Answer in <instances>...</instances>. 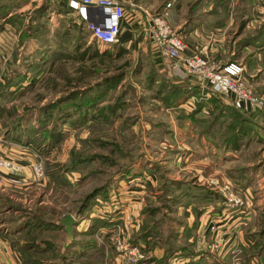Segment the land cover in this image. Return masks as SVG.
I'll return each mask as SVG.
<instances>
[{"label":"rangeland","instance_id":"obj_1","mask_svg":"<svg viewBox=\"0 0 264 264\" xmlns=\"http://www.w3.org/2000/svg\"><path fill=\"white\" fill-rule=\"evenodd\" d=\"M123 1L125 12L143 16L171 4L169 22L188 45L184 56L194 51L214 66L236 60L252 95L264 103V0ZM43 3L49 5L36 17ZM66 24L77 23L64 0H0V145L30 149L45 171L37 180L31 170L24 186H0V233L20 264H130L132 247L149 264H162L173 255L185 260L194 239L196 249L217 257L229 252L238 264H264L258 255L264 246V106L252 109L251 117L240 112L247 121L238 119L228 107L240 109L226 99L238 100L235 95L169 73L168 58L155 65L128 31L119 44L133 41L120 44L121 52L91 39L80 24L86 44L98 53L81 59L85 45L61 37ZM105 53L110 56L100 58ZM66 113L71 117L57 118ZM248 122L251 130L234 148L228 128ZM50 130L61 131V140L41 154L34 145L41 140L47 147ZM213 176L244 202L215 220L218 251L208 247L217 244L207 230L210 216L201 226L185 207L208 190L225 209L223 194L206 181ZM93 191L102 193L79 213ZM66 214L78 223L71 237L61 224Z\"/></svg>","mask_w":264,"mask_h":264},{"label":"built area","instance_id":"obj_2","mask_svg":"<svg viewBox=\"0 0 264 264\" xmlns=\"http://www.w3.org/2000/svg\"><path fill=\"white\" fill-rule=\"evenodd\" d=\"M64 6L70 15L74 17L77 24H81L89 33L91 39L103 45H115L120 42L121 21L125 15V4L123 0H64ZM169 7L167 3L161 12L150 17L148 33L153 42L160 48L162 55L173 62V67L179 69L183 75L191 76L203 86H207L213 93L233 94L238 99L247 100L250 110L255 107L264 106L261 99L252 95L242 78L243 68L236 62H227L214 66L197 52L192 51L189 56H184L187 51V44L169 22ZM0 68V81L2 80ZM30 168L37 180L45 177L42 161L36 160L30 164ZM24 166L16 160L0 156V171H7L13 174L22 173ZM218 192L223 194L225 209L241 207L243 200L236 193H233L228 183H220L216 177H209L208 180ZM218 217H212L207 225V230L214 235V242L209 245L213 249L220 245L221 238H217L220 225L216 223ZM199 244H202L199 241ZM218 251V249H213ZM128 261L130 264H149L144 260V255L137 247L128 249ZM178 259H171L170 264H177Z\"/></svg>","mask_w":264,"mask_h":264},{"label":"trees","instance_id":"obj_3","mask_svg":"<svg viewBox=\"0 0 264 264\" xmlns=\"http://www.w3.org/2000/svg\"><path fill=\"white\" fill-rule=\"evenodd\" d=\"M48 5H49V3H43L42 5H40L39 7H37V9H36V12L37 13L35 14V16L36 17H43V13H44L43 11H44V9L47 8ZM60 31L62 33L61 37L62 36L65 37L66 36L67 38L71 37L72 40H74V41L76 40V42H75V45L76 46L85 45V49L82 52H80L79 58L82 59L86 54L91 53L90 51L92 50L91 48L93 47V44H91V45L86 44V35L82 32V29H81L80 24L79 25H77V24L76 25L75 24L74 25H68V24H66V26L64 27V29H62ZM129 39L130 38H123L120 44L121 45L124 44ZM120 44L118 43V44H115L114 46H116L117 49L119 51H121V52L126 51L125 48L119 47ZM96 50L97 49H95V47L92 50L93 51L92 52L93 57H97L98 56V53H96L97 52ZM105 56H108L109 57L110 54L109 53L102 54L100 56V58L101 57L105 58ZM235 61L236 60H233L232 62H235ZM110 83H112V82L111 81H107V84H110ZM171 89L173 91H177V88L176 87L175 88L171 87ZM214 102H216V101H214ZM228 108L230 110L236 112V115H237L238 119H242L244 121H247L246 117L241 114L242 113L241 111H238L234 107H231V106L228 107ZM57 116H58L57 118H59L61 120H63L64 118H67V117L68 118L71 117L68 113L63 114V115H57ZM80 119H83V118L80 117ZM250 124L251 123L248 122L247 123V127H243V128L241 126L240 127L239 126H234V127L232 126V127H229L228 128L230 131H232V134H233L232 137L229 138V143L232 142L233 146H236L234 148H237L238 147L237 141L240 139L239 136H246L247 135V133L245 134L246 129H250L251 130ZM61 136H62V132L61 131L60 132L59 131L56 132L54 130H50L47 133L46 137L44 138V141L49 143V144H47V147H44L43 144H42L43 142L41 143V140H40V141H38L34 145L35 146L34 149L37 152L41 153V154H48L51 150H53L54 146L61 140ZM10 137L13 138V139H17V140H20L21 141V139L18 138L17 136L11 135ZM24 143L31 144L30 140L24 141ZM42 149L43 150L44 149H47V150L46 151H43ZM50 175H51L52 178H54L53 173L50 174ZM209 192L212 193L210 190H209ZM101 193L102 192H97L96 193V191H93V192L87 194L83 198V200L81 201L80 210L78 212L79 213L84 212L86 210V208H87V204L89 202L88 200H90L91 198L96 197L97 195H100ZM192 193H194V192H192ZM197 194H198V196H195L194 195L195 198L192 201H189L186 204L185 207H188L190 209H193L195 211V213H196V216H198V218H197L198 220L200 219V217H201L202 214H205L206 213V211L208 209L207 206L210 205V204H213V209L214 210L220 211L222 209V205L220 206L219 203H217L218 202L217 199H219L218 194H217V196L215 198L209 197L208 190H205V192H202V191L201 192H198ZM194 200H196V201H194ZM215 201H216V204H215ZM213 209H212V211H214ZM77 224L78 223L76 222L74 224V226L77 225ZM32 225H33V223H30V222L26 224L27 227H31ZM59 226H62V225H59ZM138 238H139V236H135V238L133 240V244H135L136 242L139 241V240H137ZM247 240H248V238H247ZM251 241L248 240V243H251ZM255 243L256 242L253 240L252 244L255 245ZM191 244L194 247L192 249H190L189 251H187V253H184L183 254V255H186V256L183 257L181 255L182 258H185L187 260H185L182 263H177V264H232V255H231L232 253H229L228 252L225 257H221L220 258V257H217L216 255H214V253L211 252V250L208 249V248L196 249L195 248V239L192 241ZM137 245H139L141 247L140 244L137 243ZM259 246L261 247L260 244H259ZM241 249H243V255H244L245 252L247 251V249L244 248L242 245H241ZM168 250L170 251L169 248H168ZM263 252H264V246L262 247L261 252H258V255L261 256V257H264V253ZM176 256H179V255H176ZM249 257H251L250 254L247 256V261H249ZM174 258L178 259V257H175V255H173V256H171L168 259L167 258H164L163 260H159V262L160 263L162 262V264H170L171 259H174ZM246 264H248V263H246Z\"/></svg>","mask_w":264,"mask_h":264},{"label":"crops","instance_id":"obj_4","mask_svg":"<svg viewBox=\"0 0 264 264\" xmlns=\"http://www.w3.org/2000/svg\"><path fill=\"white\" fill-rule=\"evenodd\" d=\"M60 5H62V4H60ZM170 12H171V10H170ZM59 16H61V15H59ZM51 17H54V16L52 15ZM129 17H132V19H130ZM147 17H151V16L150 15H147V16L144 15L143 16L140 13V11L133 13L132 15L125 12L124 18L121 21V30H122V32H125V31L131 32L133 35L134 41L135 42L139 41L137 49H141L142 52H146V53L150 52L151 53V60H152L151 62L154 63L155 65H158L160 63V60L162 58H166V57L164 55H162L160 48L153 42L150 34L148 33V25H149L150 18H147ZM174 21H175L174 23L176 24L177 21L176 20H174ZM133 39L130 38L128 40V42L131 43L133 41ZM128 42H125V43H128ZM200 44H203V43L199 42V45ZM168 72L177 76V77L192 78L195 81L194 83H196V85L198 83V81L195 80L194 77L183 75L179 69H176V67L172 66L171 68H168ZM226 99H227L228 103L234 104L235 106L237 105V107L240 109V111L242 113L251 117V115H250L251 110H250V107H249L247 100H243V99L237 100L232 95H229V97L227 96ZM262 116L264 117V114ZM254 118L256 119V117H254ZM260 120H261V117H260ZM7 143L9 144V146L2 147L0 145V156L8 157V158H12V159L16 160L17 162H19L20 164H22L24 166V169L22 171V175H17V174L10 175V174H8L9 172L7 173L6 171H3V170L0 171V186H2V188H1L2 190H5L8 187H12L15 184H20V185L24 186V184L27 183L25 181V179L32 175L30 164L37 160L34 153L31 152L30 149H28V148H25L26 150L21 149L15 145L16 142H13L14 146L10 145L11 143H9V142H7ZM2 192L0 191V194H2ZM211 207L213 209V206H211ZM211 207H210V209H207L205 214L201 215V217H200V220L202 222L201 226L203 225L204 221L206 223V217L207 216H210V218H211V216L212 217L214 216L215 218L218 217V219H217L218 221L224 220L227 217V215H228V212H226L227 209H221L220 211L213 209L214 211H212ZM208 219H209V217H208ZM210 234L212 237L213 234L212 233H210ZM198 236L202 237L200 234ZM235 257L236 256H232V264H238L235 261ZM185 260H187V259H185ZM185 260L182 259V261H181L178 259V263H182ZM18 262H19V259L17 257V253L13 249V246L6 239L4 234L0 233V264H18ZM19 264H20V262H19Z\"/></svg>","mask_w":264,"mask_h":264},{"label":"water","instance_id":"obj_5","mask_svg":"<svg viewBox=\"0 0 264 264\" xmlns=\"http://www.w3.org/2000/svg\"><path fill=\"white\" fill-rule=\"evenodd\" d=\"M76 223V219L71 214H66L61 219V224L64 226V229L69 237L73 234V227Z\"/></svg>","mask_w":264,"mask_h":264}]
</instances>
